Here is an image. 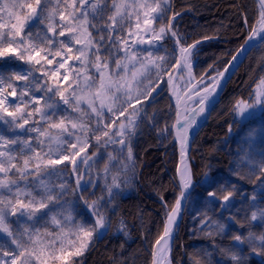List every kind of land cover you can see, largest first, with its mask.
Listing matches in <instances>:
<instances>
[{"label":"snow or ice","instance_id":"6c2138e0","mask_svg":"<svg viewBox=\"0 0 264 264\" xmlns=\"http://www.w3.org/2000/svg\"><path fill=\"white\" fill-rule=\"evenodd\" d=\"M256 2L253 18L240 6L247 32L224 70L197 77L201 41L188 43L178 30L184 13L175 0H0V264H80L107 234L122 189L136 177L133 145L146 128L179 145L178 195L164 204L150 264H172L177 218L198 184L207 185L205 209L193 219L209 237L227 235L233 222L244 227L235 215L214 219L217 210L223 216L239 200L251 212L244 216L247 235L213 243L220 264H242L244 244L264 256V232L251 231L252 222L264 226V129L259 145L250 130L230 168L255 185L251 194L238 182L210 180L208 172L194 183L189 155L225 73L241 56L264 50V0ZM258 67L264 73V58ZM166 89L171 123L159 127L149 109ZM231 113L240 124L264 117V75ZM125 229L121 219L117 231L127 235ZM191 264L207 262L194 253Z\"/></svg>","mask_w":264,"mask_h":264},{"label":"trees","instance_id":"16d2710c","mask_svg":"<svg viewBox=\"0 0 264 264\" xmlns=\"http://www.w3.org/2000/svg\"><path fill=\"white\" fill-rule=\"evenodd\" d=\"M236 2L239 5L234 8V3L226 6L223 0H175V10L184 13L178 18L176 25L178 30L188 38V43L201 41L196 54L198 62L194 65V74L197 77L205 72L215 74L213 70L223 71L227 62L243 43L247 26L240 18V6L243 5L242 10L245 14L253 18L258 12V3L256 0ZM210 6L211 11L208 12L206 9ZM262 58H264V50L256 49L250 54L211 115L208 125L197 137L192 153L195 182L203 181L204 172H208L210 180L219 183L226 180L238 182V186L244 188L245 192L254 190L255 185L251 181L239 180L231 174L230 168L233 167L232 162L240 147L237 134L241 129L243 132L251 126L260 124L261 116L257 115L253 121L242 127L240 123H233L231 107L235 100L247 98L256 78L264 75L258 67ZM171 102L174 103V99ZM169 103L166 89L149 109V112L158 114L159 127H163L166 122L171 123L168 118ZM236 119L240 118L236 117ZM230 125L231 133L228 131ZM133 156L136 177L130 185L122 189L117 200L119 206L111 217V226L107 234L83 257L78 258L80 264H125V262L150 264L151 262L152 242L162 230L165 220L164 204H174L178 195L173 180L179 161L178 147L171 137L159 135L158 129L146 128L134 142ZM215 186L213 184V187ZM205 187L207 185L204 184L195 187L176 237L173 264H191L194 253H200L207 264H220L223 258L213 248V243L226 246L232 243L230 240L232 233L247 235L249 231L242 215L236 217L244 227L233 222L226 228L225 236L209 237L206 234L207 230L200 231L199 218L193 219V217L197 216V212H203L205 209ZM99 194L97 192V195ZM194 200L201 205L194 208ZM208 214L213 215L211 212ZM228 215V211H224L221 216L217 210L213 218L225 223ZM121 219L126 224L127 235L125 232L117 231ZM252 225L251 231L254 228L257 230L258 227L253 222ZM240 247L246 258L242 260V264H264V256L252 252L247 244ZM205 253H210L211 256L203 255Z\"/></svg>","mask_w":264,"mask_h":264},{"label":"rangeland","instance_id":"374dc122","mask_svg":"<svg viewBox=\"0 0 264 264\" xmlns=\"http://www.w3.org/2000/svg\"><path fill=\"white\" fill-rule=\"evenodd\" d=\"M225 1H227L226 3H225ZM237 0H223V3L227 6V4L228 5H230L231 3H234L235 4V6H234V8H236V5L238 4L239 5V3H237L236 2ZM223 4V5H224ZM232 6V5H231ZM233 7V6H232ZM231 7V8H232ZM208 12L209 11H211V6L210 7H207V9H206ZM206 11V12H207ZM193 60H194V64H196L197 63V56L195 55L194 56V58H193ZM234 80V79H233ZM232 83V82H231ZM230 86V85H229ZM229 86H228V88H229ZM228 88H227V90H228ZM226 90V91H227ZM226 93V92H225ZM263 117H261V119H260V124H257L256 126H251V127H249L248 129H245L243 132H242V129L240 130V132L237 134V138L239 137V139H238V141L240 140V142H239V149L241 148V147H247V145L246 144H244V141L246 140V138L248 137V134H249V132H250V130H252V129H255L256 130V135H255V139H256V141H257V145H259V140H260V132H261V129H264V119H262ZM247 123H244V124H240L242 127H244L245 125H246ZM65 178H67V175L65 176ZM242 188V187H241ZM252 188H254V187H252ZM243 190H244V188H242ZM253 190V189H252ZM246 191V190H245ZM247 193H249V194H251L252 193V191L251 192H247ZM201 205V203H198L196 200H194V208H197V207H199ZM260 207H264V203H261L260 204ZM204 208H205V204H204ZM239 208H243L244 209V211H240V212H237V209H239ZM247 211V215L250 217V214H251V212L250 211H248L247 210V205L246 204H244V205H242L241 204V202L239 201V200H237L236 201V204H235V207H233L232 209H231V212H228L229 213V215H235V216H245V212ZM228 215V216H229ZM258 228H257V230L254 228V229H252V231L253 232H255V233H257V234H259V233H261V232H264V226H261L260 224H259V222H253ZM249 246V245H248ZM242 257H244L245 256V254L243 253V251L241 250L240 251V253H239Z\"/></svg>","mask_w":264,"mask_h":264},{"label":"water","instance_id":"95a60500","mask_svg":"<svg viewBox=\"0 0 264 264\" xmlns=\"http://www.w3.org/2000/svg\"><path fill=\"white\" fill-rule=\"evenodd\" d=\"M255 50V49H254ZM253 50V51H254ZM252 51V52H253ZM250 52L247 57H244V56H241L240 57V61L242 62H237L238 66L237 67H234V68H230L229 72L228 73H225V79H223L221 81V84L223 86V90L219 92V96H218V102L215 104V107L211 110V114L213 113V111L215 110V108L218 106V104L220 103L223 95L225 94L228 86L231 84V82L233 81V79L235 78L236 74L238 73V71L240 70V68L242 67V65L245 63V61L247 60L248 56L252 53ZM230 77V78H229ZM210 115H208L207 117V120H209L210 118ZM206 121L204 120H201V124H202V127L199 128L198 130V133L195 135V139H194V142L191 143V146H190V152H189V155L192 157V152H193V147H194V143H195V140L196 138L198 137V135L200 134V132L203 130V128L205 127L206 125ZM178 149H179V145H178ZM192 193H193V190H192ZM192 196V195H191ZM191 197L185 202L184 204V208L182 210V214L180 217L177 218V227L174 228V239L172 241V253H171V258H172V254H173V250H174V243H175V238H176V234H177V231H178V228L184 218V215L186 213V210H187V206H188V203L190 201Z\"/></svg>","mask_w":264,"mask_h":264}]
</instances>
